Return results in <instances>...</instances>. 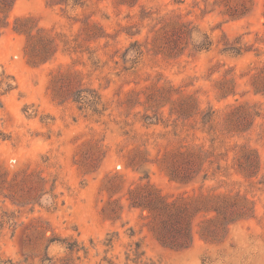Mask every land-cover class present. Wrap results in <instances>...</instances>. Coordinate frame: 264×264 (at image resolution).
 Returning a JSON list of instances; mask_svg holds the SVG:
<instances>
[{"label": "rangeland", "instance_id": "1", "mask_svg": "<svg viewBox=\"0 0 264 264\" xmlns=\"http://www.w3.org/2000/svg\"><path fill=\"white\" fill-rule=\"evenodd\" d=\"M216 1L135 0L129 7L116 0H80L82 5L15 0L8 25L0 27V179L9 181L24 171L31 178L20 189L36 196L18 204L0 193V262L40 264L43 255L36 244L44 234L77 240L89 250L78 264H96L106 233L119 232L109 255L122 256L131 227L133 239H142L157 264H264V95L253 94L250 86V75L264 63V0H253L249 13L236 20H226L223 4ZM18 16L32 17L55 37L58 50L51 60L27 61L26 36L12 29ZM161 18L191 21L189 42L199 44L206 35L210 48L170 59L153 55L145 46H151ZM83 20L112 36L85 40ZM59 73L77 74L85 103L53 97L55 79L67 88L68 77ZM224 75L235 78L237 93L219 100L214 83ZM169 85L198 99L200 111L193 118L176 119L168 105L157 109L148 101ZM244 102L260 114L252 129L240 136L225 134V114ZM240 145L253 147L259 156V174L252 180L234 170ZM188 150H202L203 170L189 183L170 180L162 158ZM130 160L136 161L135 169ZM37 175L45 180L41 192H36ZM112 175L118 176V186L110 194L105 181ZM146 180L169 200L239 192L253 200L254 215L230 225L218 242L199 236L201 218L196 217L190 245L170 249L142 226L140 210L128 207L127 189ZM109 199L123 205L114 223L101 212ZM48 255L59 258L64 250L54 244Z\"/></svg>", "mask_w": 264, "mask_h": 264}, {"label": "trees", "instance_id": "2", "mask_svg": "<svg viewBox=\"0 0 264 264\" xmlns=\"http://www.w3.org/2000/svg\"><path fill=\"white\" fill-rule=\"evenodd\" d=\"M70 1L73 5H82L80 0ZM14 2L15 0H0V27L8 25L6 18ZM116 2L119 5L129 7L134 6L136 3L135 0H116ZM216 4H223L224 9L221 10V14L226 17V20H236L249 13L253 0H217ZM82 23L80 36L85 40L98 41L112 36L106 33L96 22L83 20ZM158 24L159 27L151 46H145L146 50L151 51L153 55H161L168 59L178 58L187 51L189 55H193L208 50L211 46V41L206 35L199 44L189 42L194 32L191 21L183 22L161 18ZM12 29L14 32L26 36L24 53L31 65H39L51 60L58 50L55 37L51 36L45 29L37 27L32 17H16ZM66 44L67 42L64 45ZM135 51L140 52V50ZM58 76L68 77V84L67 88L64 89L65 85L62 82L58 84L57 79H55L56 81L54 80L51 86L53 97L60 102L72 98L73 101L80 104L85 103L86 96L83 93L85 90L82 87L81 80L74 78L77 74L65 75L59 73ZM69 78L76 81L70 84L71 80ZM250 86L253 94L264 95V63L262 67L250 75ZM214 88L219 100L230 95L234 96L237 93L236 81L233 76L224 75L217 79ZM174 93L179 95L173 98ZM147 99L148 101L150 99L152 105L157 109L168 105L169 113L176 115V119L187 120L193 118L200 111L199 101L194 95L184 94L172 85L157 89L156 95L153 98L147 96ZM207 113H212L210 108ZM259 115L254 106L249 105L247 102L234 105L225 114L222 129L227 135L240 136L252 129ZM186 154L188 156L185 155V152L177 151L174 156H164L162 158L161 163L164 165L163 167L170 180L178 183H189L196 179L203 170L206 159L202 150H188ZM133 161H129V166L132 168L136 165V161ZM233 167L235 172L242 178L252 180L259 174L260 170V159L257 151L248 145H240L234 158ZM216 174L217 172L213 173V175ZM20 175H22L21 178H19ZM29 178L31 177L24 171L15 174L9 181L4 177L1 178L0 193L14 203L27 204L31 202L36 194L35 196L34 194H25L20 189L21 184L23 185ZM203 178L207 179L208 177L205 175ZM117 180V175L106 178L105 187L110 194H113L112 189L118 186ZM44 186V178L37 175L36 192L43 191ZM127 200L129 208L140 210V218L143 220L142 226L147 229L152 237L161 246L174 250H182L190 245L193 239V222L196 217L201 218L197 229L199 236L207 242H218L224 237L230 225L240 220L249 219L254 215V202L245 194L239 192L234 194L214 192L205 194L201 192L197 196L179 195L169 200L149 180L128 188ZM122 211L123 205L118 199H109L101 209L104 218L112 223L120 219ZM121 226H124V224ZM125 233L130 241L124 246L122 256L120 254L109 255L114 242L119 239V232L106 233L101 241V245L104 247L103 255L96 264H157L155 260L146 254L142 239H133L135 235L133 228H127ZM90 243L93 247L95 246L92 240H90ZM54 244L62 247L64 250L63 256L55 258L48 255L49 248ZM36 247H38V252H42L43 255L40 264H78L87 259L89 254L88 248L82 243L67 237H46L43 234ZM80 252L82 254H79ZM4 263L3 261L0 262V264Z\"/></svg>", "mask_w": 264, "mask_h": 264}]
</instances>
